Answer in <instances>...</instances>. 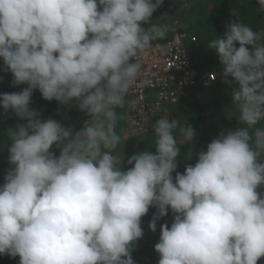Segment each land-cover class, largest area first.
Masks as SVG:
<instances>
[{
	"label": "clouds",
	"instance_id": "clouds-1",
	"mask_svg": "<svg viewBox=\"0 0 264 264\" xmlns=\"http://www.w3.org/2000/svg\"><path fill=\"white\" fill-rule=\"evenodd\" d=\"M162 3L0 0V58L15 85L27 84L0 95V107L27 121L3 133L14 167L0 186V255L19 256V264H134L141 218L154 207L152 232L169 209L175 214L170 227L160 226L158 264H257L264 257V192H257L264 126L256 127L264 122V30L231 22L209 44L224 82L237 85L231 95L241 127L213 139L182 174L175 119L156 121L155 153L132 155L127 171L114 154L123 119L117 109L141 69L133 60L170 30L150 20ZM33 90L62 105L77 101L88 116L83 127L73 132L39 119L29 107ZM180 133L188 142L195 130L184 125Z\"/></svg>",
	"mask_w": 264,
	"mask_h": 264
},
{
	"label": "rangeland",
	"instance_id": "rangeland-1",
	"mask_svg": "<svg viewBox=\"0 0 264 264\" xmlns=\"http://www.w3.org/2000/svg\"><path fill=\"white\" fill-rule=\"evenodd\" d=\"M155 2V0H153ZM224 5V8L222 6ZM225 9V10H224ZM260 6H257L253 0H232L230 2L225 0H194L186 2L184 0H163L162 5L153 13L150 18L151 22L169 25L170 30L165 37L171 35L175 28L186 31L191 37V45L199 39V31L203 25L202 16L210 14L214 19L215 31L221 25L224 27V33L227 30L226 26L231 22H242L254 31L264 30V18L260 17ZM222 20V22L220 21ZM147 27V25H145ZM214 31V30H212ZM214 31V32H215ZM237 47L239 45L237 44ZM251 48V46H249ZM196 62V61H195ZM201 76L212 77V82L207 88L191 89L186 96L182 97L177 105L169 107L167 111L162 114L161 118H167L169 122L173 119L179 122V126L190 125L195 130L197 139L202 140V144L208 145L213 139L218 138L222 133H227L228 128L235 129L242 125L238 121L236 115L238 112L232 102V90L237 87L235 83L231 85L224 82V77L221 70L212 69L207 63H196ZM232 78L229 77V80ZM27 87V84L15 85L13 83L12 73L7 70L3 59L0 58V95L5 93L19 92ZM39 97L32 96L29 104L30 109L36 110L40 115L39 119L45 120L48 118L54 119L61 123L62 126L79 131L88 116L85 112L79 110L76 106L77 101L73 100L67 105H62L55 99L50 102L52 107L57 106V110L45 112L37 105ZM42 101V100H40ZM55 113V114H54ZM54 114V115H52ZM123 114V119L118 121L117 131L121 136L120 149L114 151L117 155L118 161L122 160L121 166L127 164V160L134 154L140 152L151 151L155 153L156 147L154 144L153 127L155 123L148 128L144 135H137L133 130L128 129L126 124V115ZM26 120H21L11 110L5 111L0 107V136H4L8 129H15L17 125L26 124ZM124 123V127H122ZM264 126V122L256 127ZM180 127L173 131V135L178 141V146L184 145L186 142L180 133ZM10 141L4 136L0 143V186L5 183V175L14 166L8 160V148ZM193 162H197L196 155ZM188 160L183 161L179 156L177 161L178 167H185L189 165ZM195 164V163H193ZM128 165V164H127ZM133 166V165H131ZM175 181V180H174ZM257 192H264V186H259ZM150 209V208H149ZM151 209L141 218V228L143 236L134 242L131 249V256L134 264H158L160 259L159 253L155 251V244L159 241L160 226L173 222L174 213L168 210V214L161 217L157 221V228L155 232L149 229V223L153 217L150 215ZM168 220L171 222L169 223ZM146 250V252H141ZM20 260L16 257L14 261Z\"/></svg>",
	"mask_w": 264,
	"mask_h": 264
},
{
	"label": "built area",
	"instance_id": "built-area-1",
	"mask_svg": "<svg viewBox=\"0 0 264 264\" xmlns=\"http://www.w3.org/2000/svg\"><path fill=\"white\" fill-rule=\"evenodd\" d=\"M191 37L175 28L170 36L152 41L137 58L141 64L134 85L125 96L128 129L144 135L165 111L195 88H207L212 77L201 76L191 54ZM119 109V108H118Z\"/></svg>",
	"mask_w": 264,
	"mask_h": 264
},
{
	"label": "trees",
	"instance_id": "trees-1",
	"mask_svg": "<svg viewBox=\"0 0 264 264\" xmlns=\"http://www.w3.org/2000/svg\"><path fill=\"white\" fill-rule=\"evenodd\" d=\"M184 1L192 2L194 0H184ZM212 1H214V0H212ZM225 1L230 2L232 0H225ZM253 2L257 6H260L256 2V0H253ZM223 8H224V5L222 6L221 9H223ZM260 17L264 18V8H261ZM214 19L215 18L212 17V12L210 14L206 13L205 17L202 16L203 25H202V27H201V29L199 31V39L193 45H190V49H191V54H192L193 60H194V62L196 61L195 64L196 63L201 64V63L205 62L212 69L221 70L222 71V66H221V64H220V62L218 60V57H217L215 51L209 48V44H210L211 41L219 38L220 36H223V34H224L223 25H221L219 27V29L217 31H215ZM220 21L222 22V20H220ZM212 30H214L215 32L212 31ZM32 96H35V97L38 96L39 97V99L37 100V105H38V107H40L41 110H43L45 112H49V113H51V111L57 110V106L54 105L52 107V104L49 105L50 102H47L46 100H44L42 98L39 90H33ZM40 100H42V101H40ZM117 113L118 114L125 113V109L124 108L117 109ZM54 114H52V115H54ZM161 117H162V115H160L154 121V123H156V121L158 119H160ZM122 127H124V123H123ZM229 130H232V129L228 128V131ZM197 136H199V135H194L193 141H188L184 145L180 146V156L183 158V161H187L188 160L189 162H192V163H189V165H195L193 163H196V162L192 161V160H195V156L194 155H196L197 158H198L199 152L201 150H206L207 149V146L202 144L203 139L199 141V139H197ZM3 139H4V136L1 135L0 136V143L3 141ZM53 150L56 152L57 155L59 154V151L57 149L54 148ZM190 151L192 152V156H191L190 159H187L188 158V154H189ZM130 167H132V166L131 165H127L126 163L121 166L122 170H124V171H127L128 168H130ZM184 171H185V167H182V166L178 167L177 166L176 172H179V173L182 174ZM176 172L172 173L173 181L175 180ZM150 209L152 210L150 215H154V213H156V211H157V209L154 208V207H150ZM168 222L171 223L169 220H168ZM170 226H171V224H170ZM141 252H146V250H143ZM17 257H19V256H17ZM15 258L9 257L8 255H0V264H19V260L16 259V262L14 261ZM257 264H264V257H261L257 261Z\"/></svg>",
	"mask_w": 264,
	"mask_h": 264
}]
</instances>
